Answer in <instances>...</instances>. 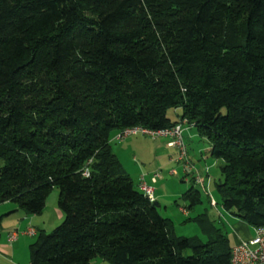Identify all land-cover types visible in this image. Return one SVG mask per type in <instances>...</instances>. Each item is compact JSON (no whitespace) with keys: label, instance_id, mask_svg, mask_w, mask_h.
Segmentation results:
<instances>
[{"label":"trees","instance_id":"obj_1","mask_svg":"<svg viewBox=\"0 0 264 264\" xmlns=\"http://www.w3.org/2000/svg\"><path fill=\"white\" fill-rule=\"evenodd\" d=\"M182 121L222 161L221 208L264 226V0H0V204L39 215L57 188L62 214L29 264H230L225 227L178 236L110 146Z\"/></svg>","mask_w":264,"mask_h":264},{"label":"rangeland","instance_id":"obj_2","mask_svg":"<svg viewBox=\"0 0 264 264\" xmlns=\"http://www.w3.org/2000/svg\"><path fill=\"white\" fill-rule=\"evenodd\" d=\"M167 114L169 118L172 120L176 118L172 110L169 111ZM137 136L140 135L129 136L122 141H111L112 151L115 154L117 153V151L118 152L121 151L119 153L120 160L123 161L127 160L126 166L128 167V170L130 172L129 174L131 175V177L133 178L136 184H137V175L134 174H138L139 179L142 178L143 175L147 176L148 174L147 172H149L152 169L151 161L153 160V159L151 160V155L148 154V150H147L148 145H146L147 143H151V142L149 140H146V144H145L143 141H141L143 138ZM135 141H137L138 143H135ZM139 143L145 145H140ZM185 145L191 157H193V153H197V152H202L204 155L206 164L202 167H199L200 171L197 169L198 167L196 168L195 165H192L197 170V172L200 175H202L201 176L202 179L204 178L203 179L205 182L204 184L208 185L207 191H205L199 186H196L201 192V203L196 205L194 208H192L189 211V216L187 215L185 216L181 213L180 209L185 208L187 206L182 201V195L192 185L191 175L193 176V170L189 169L185 173L180 168L182 166L181 164H179L180 165L179 168L181 170H179V175L177 177H171V176L169 178L166 177V180L163 182V184L166 185V189L161 191L163 197L161 198L160 201H156L157 198H155V202H157V204L160 205L159 212L161 216L172 220L173 226L175 228V232L178 236L188 237V238H193L194 236H197L199 239L204 241L205 238L200 233L199 229L197 228L198 226L194 223L193 220H195L199 215L206 212L209 214L210 218L213 219L215 207L211 208L210 199L214 201V203L217 206L216 208L221 209V211H224L221 208V197L216 191V184L222 181V177L220 174V166L222 164V161L215 160L209 156L208 143L206 142V140H204V138L197 137L195 139H189V140L185 138ZM128 146L129 148L126 149V147ZM137 147H139V150L137 149ZM132 151L133 152L136 151L137 154L132 153ZM217 162H219V164ZM1 164L2 163L0 161V166ZM137 168L139 170L136 171ZM156 172L160 174V177L158 178V182H160L162 172L156 170L154 173ZM149 180L150 179L147 178L146 182L148 185H151ZM57 200H58V189L53 188L46 199V205L43 213L41 214L42 215L41 221L42 220L45 221L46 223L45 230L47 233H50L62 221L61 218H59V222L57 221H55V223L52 222L53 220H56L57 217L56 215H58L59 213L57 207ZM165 206L167 208L166 210H164ZM224 213L227 212L224 211ZM229 215L230 214H227V217H230ZM41 221L38 220L37 223ZM216 221L219 222L218 220ZM223 222L225 226H228L226 221L223 220ZM32 239L36 240V238H32ZM34 240H32V242ZM89 264H109V263L103 261L101 258H95L91 262H89Z\"/></svg>","mask_w":264,"mask_h":264},{"label":"crops","instance_id":"obj_3","mask_svg":"<svg viewBox=\"0 0 264 264\" xmlns=\"http://www.w3.org/2000/svg\"><path fill=\"white\" fill-rule=\"evenodd\" d=\"M184 136L187 140L195 139L199 137L194 131V129H189V128H185L183 131V141L185 144ZM137 137L143 138L141 141H143L145 144H146V140H149L151 142V143H147L146 145H148V148H147L148 154L151 155V160L153 159L151 161L152 169L149 172H147L148 173L147 176L143 175L144 181L146 182L147 178L150 179L152 176L151 174H154L156 170H158L159 172H162L160 182H157L155 185H151L154 187V196L155 198H157L156 201H160L161 198L163 197V194H161V191L166 189V185L163 184V182L166 180V177L167 178H169L170 176L177 177L179 175V170L181 169L185 173L186 171L182 166L180 167L179 165L180 163L176 161V156H177L176 150L174 148H170L167 146L168 139H165V138L149 139V138L142 137V136H137ZM112 141L114 140L112 139ZM135 143H138V142L135 141ZM139 144L145 145L142 143H139ZM110 146H112L111 142H110ZM139 147H137L138 150H139ZM127 148H129V146L126 147V149ZM119 150H122V149H119ZM209 150L210 149L208 145V152ZM120 152L117 151V153L116 154L114 153V154L118 158L123 169L131 177V175L129 174L130 172L128 170V167L126 166L127 160L123 161V160H120L119 158ZM132 153L137 154L136 151L135 152L132 151ZM187 153L189 154L188 150H187ZM188 156H189V159L192 165H195L196 168L198 167L197 169L199 171H200L199 167H202L206 164L204 155L202 152L193 153V157H191L190 154ZM217 163L219 164V162ZM137 170L139 169L137 168L136 171ZM134 175H137V185H138L140 183L141 178L140 179L138 178L139 177L138 174H134ZM191 180H192V175H191ZM207 189H208V185L204 184V190L207 191ZM158 207L160 210L159 204H158ZM216 207L217 206H215V208L211 206V208H214L215 210L213 219L210 218L207 212L205 214L210 221H212L216 225L219 224L218 226H220V228L225 227L226 231L228 232L229 244L231 247L235 246L236 244L240 242L248 241L254 236V228L242 222L240 219H238L237 217L231 214L229 215L230 217H227L228 213H224V211H221V209H218ZM166 209L167 208L165 206L164 210ZM41 214L26 215L23 211L19 210L17 206L13 203L5 202V203L0 204V264H29L28 246L30 245V243H32V240H34L32 239L34 238V236L26 235V231L29 228H33L35 231H38V230L46 231L45 230L46 223L44 220L41 221L42 219ZM188 215H189V212H188ZM56 216H57L56 220L52 221L53 223H55V221L59 222V218H61L62 220V214L60 213V211L58 215ZM38 220H40L41 222L37 223ZM216 220H218L219 222H217ZM223 220L226 221L228 226L224 225ZM13 232L17 234V237H16V240L10 244L8 243L7 239H8V235Z\"/></svg>","mask_w":264,"mask_h":264},{"label":"built area","instance_id":"obj_4","mask_svg":"<svg viewBox=\"0 0 264 264\" xmlns=\"http://www.w3.org/2000/svg\"><path fill=\"white\" fill-rule=\"evenodd\" d=\"M186 127L185 121L180 124L169 128L161 130H150L142 126H135L123 129L114 138V141H122L125 138L133 135H140L149 139H168L167 146L174 148L177 152L176 161L179 162L185 171L191 169L193 170L192 180L196 186L204 189V181L197 170L192 166L189 160L186 146L183 141V131ZM85 176H88V171L85 170ZM160 177L159 173H154L150 178L151 185H155ZM148 185L143 177L138 184V189L145 197H147L151 202H155L154 187ZM210 205L215 207L216 204L212 199H210ZM181 213L187 215L188 211L185 208H181ZM26 235L34 236L35 230L29 228L26 231ZM17 234L15 232L8 235V243H12L16 240ZM230 264H264V226L257 227L254 229V236L245 242H240L231 248V259Z\"/></svg>","mask_w":264,"mask_h":264},{"label":"water","instance_id":"obj_5","mask_svg":"<svg viewBox=\"0 0 264 264\" xmlns=\"http://www.w3.org/2000/svg\"><path fill=\"white\" fill-rule=\"evenodd\" d=\"M155 206H158V204H157V203H155Z\"/></svg>","mask_w":264,"mask_h":264}]
</instances>
